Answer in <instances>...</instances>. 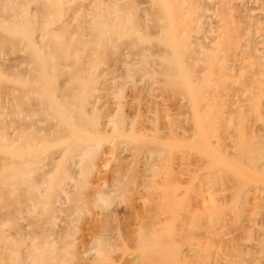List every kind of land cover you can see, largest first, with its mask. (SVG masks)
<instances>
[{"label": "bare ground", "instance_id": "bare-ground-1", "mask_svg": "<svg viewBox=\"0 0 264 264\" xmlns=\"http://www.w3.org/2000/svg\"><path fill=\"white\" fill-rule=\"evenodd\" d=\"M0 264H264V0H0Z\"/></svg>", "mask_w": 264, "mask_h": 264}, {"label": "rangeland", "instance_id": "rangeland-1", "mask_svg": "<svg viewBox=\"0 0 264 264\" xmlns=\"http://www.w3.org/2000/svg\"><path fill=\"white\" fill-rule=\"evenodd\" d=\"M17 51H18V50H17ZM19 52H20V50H19ZM8 78H9V77H7V80H9Z\"/></svg>", "mask_w": 264, "mask_h": 264}]
</instances>
